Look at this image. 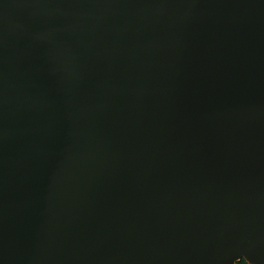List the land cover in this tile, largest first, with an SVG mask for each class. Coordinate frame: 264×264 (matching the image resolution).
<instances>
[{
	"label": "water",
	"instance_id": "95a60500",
	"mask_svg": "<svg viewBox=\"0 0 264 264\" xmlns=\"http://www.w3.org/2000/svg\"><path fill=\"white\" fill-rule=\"evenodd\" d=\"M264 264V0H0V264Z\"/></svg>",
	"mask_w": 264,
	"mask_h": 264
},
{
	"label": "trees",
	"instance_id": "16d2710c",
	"mask_svg": "<svg viewBox=\"0 0 264 264\" xmlns=\"http://www.w3.org/2000/svg\"><path fill=\"white\" fill-rule=\"evenodd\" d=\"M238 264H248V263L245 260H242Z\"/></svg>",
	"mask_w": 264,
	"mask_h": 264
}]
</instances>
